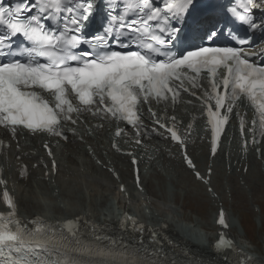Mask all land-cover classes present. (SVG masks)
I'll list each match as a JSON object with an SVG mask.
<instances>
[{
	"label": "snow or ice",
	"instance_id": "snow-or-ice-1",
	"mask_svg": "<svg viewBox=\"0 0 264 264\" xmlns=\"http://www.w3.org/2000/svg\"><path fill=\"white\" fill-rule=\"evenodd\" d=\"M200 3L163 0L161 7L155 0H105V22L98 32L90 33L96 0H17L15 7L5 6L0 0V56L8 57L0 59V128L10 131L13 138L26 130L68 141L65 123L77 125L83 113H90L101 119L124 121L141 135L146 126L140 110L147 105L152 131L163 130L177 142L186 165L198 180L207 183L181 139L177 128L180 121L175 115L159 116L152 104L174 108L182 93L197 97L196 89L204 87L200 81L206 74L208 88L197 99H202L211 126V153L216 154L229 115L242 97L251 103L258 117L251 129L252 142L257 143V123L264 130V59L257 63L255 57H264V51L250 50L254 45L249 38L236 37L230 44H217L222 32L210 23V10L201 9ZM257 9H264V0H243L240 10L233 8L231 14L256 31L264 29V23L257 24L254 19ZM190 16L203 31L199 38L207 43L177 50L178 44L185 45L191 38L186 32ZM201 16L207 18L208 26L198 20ZM73 99L78 103L74 104ZM187 127L190 129L191 124ZM69 131L77 135L76 128ZM122 131L117 128L115 136ZM240 131L243 136V118ZM43 147L53 156L48 143ZM112 147L120 151L117 144ZM243 147L247 150V140ZM56 168L53 160L52 169ZM135 182L140 187L138 169ZM5 183L0 179V184ZM3 201L8 211L0 212V264H78L69 259L70 252L98 257L100 264H117L112 250L72 247L57 225L39 217L22 220L7 190ZM125 219L136 226L131 217ZM217 222L223 228L229 227L222 209ZM64 227L74 238L75 222L67 221ZM138 230L143 231V226ZM214 248L220 252L233 248V244L221 234ZM245 259L253 264L250 257ZM224 260L227 264L226 252ZM124 264L129 261L125 259Z\"/></svg>",
	"mask_w": 264,
	"mask_h": 264
},
{
	"label": "bare ground",
	"instance_id": "bare-ground-1",
	"mask_svg": "<svg viewBox=\"0 0 264 264\" xmlns=\"http://www.w3.org/2000/svg\"><path fill=\"white\" fill-rule=\"evenodd\" d=\"M89 144H93V142L91 141ZM163 146L164 144H161V143L156 144L157 148H162ZM92 148L94 152L97 154L96 156H98V159H100L102 162H104L105 165H107L108 170H102L101 168L98 167L99 165L97 163L96 169L100 172V175L98 174L95 180H91L87 176L83 177L82 174L79 172L80 166H78L77 163L74 162V160L79 159V161L87 163V164H82L84 167L85 166L94 167L92 164H89V162H97V161L95 160V157L89 156L88 153H86L83 149H80V151L77 153V149L73 145L69 144L66 149H62L59 151V153H61V156L66 158L69 161L68 162L69 171L65 173V177H68V178L67 179L59 178L58 180H56V183L59 186L61 185L60 183H62L63 185V187H60L59 196L58 197L54 196V189H52L46 182H44L39 177V174H36L29 182H22L19 188L21 194L24 191H28L30 193L29 197L27 198L22 197V196H20L19 198L20 205L25 206V209L23 210L22 213L24 215H28L29 217H33L37 214H41L45 218L55 217V218H61V219H63L65 216L74 218V217L79 216L82 213H91L92 216L98 221H105V220L112 221V219H114L115 216L117 215V212L125 210L127 207V200L124 198L125 193H121L119 191V184L113 178V174L109 171L110 166L106 163L104 158H102V154H103L101 152L102 149L99 147V145H92ZM203 148H204V144L203 142H200L198 146H195L191 150V155L193 156L195 163L198 167L197 170L204 171V176H205L209 153H207L205 149L203 150ZM236 148H237V144H236ZM256 148L261 149L262 150L261 155L264 156V145L260 147H256ZM227 151H231V150L229 149ZM73 152H75L74 155H72ZM155 153H157V151L153 150L152 153H150L149 155L155 156ZM224 153L225 152H223V154L220 153V155L221 154L222 155L220 156L221 158L219 157V159L223 160V166L225 167V171L220 172V169L217 168L218 170H216L215 168L214 172L216 174L212 176V181L219 182V180H221V178H224V177L226 178L228 177L227 181H229V177L231 178L230 180H235V179L237 180V178L244 177L245 178L244 180H246V185H248L249 188H252L253 183L251 181L254 180V177H253V174H250L251 172L249 173V171H252L250 164L253 162L250 156L243 158V159L242 157H240L239 160H237L236 162H233V160L236 159V155H234L233 153H230L229 154L230 160H229L228 158L224 157ZM168 154H169L168 151H166V152H163L158 157V159L162 157L165 159L161 162V165H162L161 169H158V167H154L153 164L149 165V168L151 170L153 169L154 171L155 179L154 180L147 179V178L143 179L142 185L144 187V190H146V194L141 195L139 197L136 195V190H137L136 187L132 186L129 183L130 179H133V169L130 163L128 162V160L125 158H121V157H109V159L115 162L116 171L118 172L120 176L121 183H124V184L126 183L127 191L131 195V198L133 201V205L130 206L131 209L135 211H137L138 209L140 210V206H144V203L148 205L149 204L152 205V208L156 209V211L158 212L157 216L154 212H151L153 215L154 224L156 223V226H161L160 221L168 220L169 225L172 229V232L178 235V238H180L183 241V244H185V246L195 251V253H197L200 257L208 259L212 255V251L210 248V243L212 242V239L210 238L211 234L208 233V231H211V229L214 227L213 220H214V215L217 213L215 212L216 209L211 211V215L208 219H206V221H204L205 223L203 222V220L202 221L196 220L197 221L195 224L196 226H198L202 230H207L206 236H205L206 238L203 239V238L198 237L197 234L194 235V232L191 229H190L191 233L189 231H188L189 233L186 232L184 228L181 227L182 225L180 226V222L179 223L176 222L177 219L174 218L175 215L171 213L170 211L169 212L167 211L166 209L167 205H165V208H162L163 205H161L162 203L160 202L162 200L167 201L168 198L167 197L162 198L161 196L158 195V193L160 192L163 194L166 193L164 191L166 187L165 185L166 182L167 184L168 183L174 184L175 182L174 179L178 178V175L174 173L175 172L174 166L179 167V169L177 168V171L182 170L181 173L179 174L180 178L182 179L180 181V184L178 185L174 184L176 187H182L180 185L184 184V182H182L184 179H188L190 181L189 182L190 184H188L189 185V188L187 190L188 193L192 192V190L199 191V187H200L197 183L191 184L192 177L190 176V173L192 174L191 172L192 170L191 169L187 170V167L185 168L183 166L181 158L178 159L177 157L178 153L174 151L173 162L166 161L169 159ZM85 157L86 158L89 157V159L87 160L85 159ZM219 159H218V162H221V160ZM262 160L264 162L263 157H262ZM246 162H248V165L246 164ZM254 162L256 161L254 160ZM255 165L260 166L257 163ZM246 166H248V169L250 170H248L245 173L244 170ZM261 166H263V164H261ZM165 167L168 170H165L164 169ZM230 167L232 168L231 174H229L228 172V168ZM238 169H240L239 170L240 172L238 171ZM151 170L150 172H152ZM163 171L170 172L171 174L170 180H167V179H166L167 181L164 180V177L162 176ZM260 174H262V172ZM78 179L82 180L83 183L82 181H78ZM154 181H157L155 182L156 184L153 183ZM185 184H187V182H185ZM70 185L76 188H79V190H75L74 188H71ZM215 186H219V185H215ZM155 188H158V189H155ZM175 190H178V189L176 188ZM41 193L44 195H48L49 199L52 201L51 203H53L52 207H50V205L42 203L39 200V198L42 196L40 195ZM85 193H87V195ZM110 193L114 196V200L116 202V207H117L116 209L112 205L109 206L108 204H104V197L106 198ZM197 193L199 196V192ZM146 195H149L150 198L148 200H143V197ZM180 196L182 195H181V190L179 188L177 192H172L170 201L177 203ZM59 199L62 200V205L59 203ZM77 200L82 202L78 206L76 205ZM100 204H101V208L103 206L102 209L104 210L101 213L98 211V206ZM29 214H32V215H29ZM176 216H177V213H176ZM232 231L233 230H231V233H233ZM170 234L172 235V233ZM242 248L244 249V251L249 252L255 258H258L264 262V256H259L253 250H251V248H248L245 246H243Z\"/></svg>",
	"mask_w": 264,
	"mask_h": 264
},
{
	"label": "rangeland",
	"instance_id": "rangeland-1",
	"mask_svg": "<svg viewBox=\"0 0 264 264\" xmlns=\"http://www.w3.org/2000/svg\"><path fill=\"white\" fill-rule=\"evenodd\" d=\"M257 162H263V160H259ZM163 164H164V162H163ZM174 167H175L174 173H176L178 175V178L174 179V181H175L174 184L178 185V184H180L179 174L181 173L182 170L177 171V166H174ZM257 167H259V170L257 168H255V170L253 171L254 180L251 181L253 183L252 188H249L248 185H246V180H244L245 178H243V177L237 178V180L236 179L230 180L231 178L229 177V181H227L228 177L221 179V180L217 179V180H219V182L212 181L213 182L212 186L215 187L216 192L220 195V197H221L220 201L224 202L226 207H228V209H230L232 211L235 218L241 222L243 221L244 226L248 228V229L247 228L246 229H247V233L250 235V239L247 235L244 234L241 227H239L238 228V231H239L238 234L234 231L235 236L237 237L236 240L238 242H240L243 246L251 248V250H253L259 256H264V180H263L264 179V164H263V166L260 165ZM164 169L168 170L166 167ZM155 171H157V170H155ZM254 172H255V174H254ZM261 172H262V174H260ZM170 175L171 174L169 171H163L162 172V176L164 177V180H166V179L170 180L171 179ZM259 176H260V178H259ZM191 177L194 180H196V178L193 177L192 175H191ZM193 179H191V184L197 183L200 187H199V191H197V190H192V192L189 191L191 195L185 193V192H187V190L189 188L188 184H190L189 183L190 181L188 179H184L182 181V182H184V184L180 185L182 187H176L174 184H171V183L167 184V182H166V184H165L166 187L164 189V191L166 193L163 194L160 192V193H158V195L161 196L162 198L163 197L168 198L169 201L168 200L167 201L162 200L160 202V203H162L161 205H163L162 208H165V205H167V207H166L167 211L168 212L170 211L171 213H173L175 215L174 218L177 219L176 221L178 223L180 222V226L182 225L181 227L184 228V230L186 232L189 231L191 233V231H190V229H191L194 232V235L197 234L198 237L205 239L207 230H202L198 226H196L195 224L198 220L199 221L203 220V222L206 221V219H208L210 217L211 211L216 209V208L214 207L215 205H214L213 199L209 198L210 201L207 200L206 191H205L204 187H202V184L197 182V181L194 182ZM78 181H82V180L78 179ZM155 182H157V181H154L153 183L156 184ZM185 182H187V184H185ZM82 183H83V181H82ZM215 185H219V186H215ZM176 188L178 190L180 188L181 195H182L178 199L177 203L170 201V197L172 195V192L178 191V190H175ZM155 189H158V188H155ZM182 191H184V192H182ZM197 192H199V194L201 195L202 200L197 197L198 196ZM85 194L87 195V193H85ZM192 195H195V196H192ZM101 196H103V195H101ZM101 198H103V197H101ZM45 202L47 205L52 204L48 198H47V201H45ZM113 203L116 206L114 196L110 193L104 199V204H108L109 206H111V204H113ZM219 204H220V202H219ZM76 205L77 206L80 205L79 200L76 201ZM100 206L98 207V211L101 213L104 210L102 209L103 206H102V208ZM168 207H170V208H168ZM162 212H163V210H162ZM154 213L156 214V216L158 215L157 211ZM176 213H177V216H176ZM29 215H32V214H29ZM255 220L257 221V224H256ZM208 233H210L211 236L214 235L215 227H213L211 229V231H208ZM238 236H240V237H238Z\"/></svg>",
	"mask_w": 264,
	"mask_h": 264
}]
</instances>
